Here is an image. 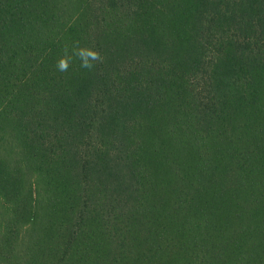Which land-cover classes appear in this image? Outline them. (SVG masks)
I'll return each instance as SVG.
<instances>
[{
	"label": "trees",
	"instance_id": "trees-1",
	"mask_svg": "<svg viewBox=\"0 0 264 264\" xmlns=\"http://www.w3.org/2000/svg\"><path fill=\"white\" fill-rule=\"evenodd\" d=\"M0 264H264V0H0Z\"/></svg>",
	"mask_w": 264,
	"mask_h": 264
},
{
	"label": "clouds",
	"instance_id": "clouds-1",
	"mask_svg": "<svg viewBox=\"0 0 264 264\" xmlns=\"http://www.w3.org/2000/svg\"><path fill=\"white\" fill-rule=\"evenodd\" d=\"M77 55L80 57L82 68H91L92 64L90 63V60H96L98 58L97 53L89 50H80L77 52ZM56 66L58 70L65 71L67 69L68 64L64 58H61L57 62Z\"/></svg>",
	"mask_w": 264,
	"mask_h": 264
}]
</instances>
